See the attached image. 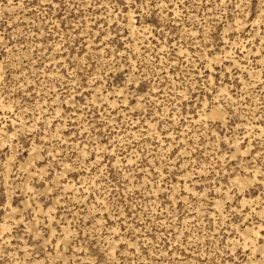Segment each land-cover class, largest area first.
Returning a JSON list of instances; mask_svg holds the SVG:
<instances>
[{
    "label": "rangeland",
    "instance_id": "1",
    "mask_svg": "<svg viewBox=\"0 0 264 264\" xmlns=\"http://www.w3.org/2000/svg\"><path fill=\"white\" fill-rule=\"evenodd\" d=\"M0 264H264V0H0Z\"/></svg>",
    "mask_w": 264,
    "mask_h": 264
}]
</instances>
